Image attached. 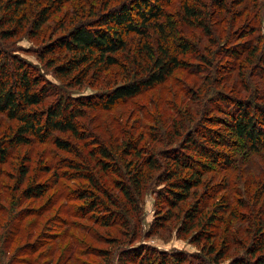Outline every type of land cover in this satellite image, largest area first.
Returning <instances> with one entry per match:
<instances>
[{
    "label": "rangeland",
    "instance_id": "374dc122",
    "mask_svg": "<svg viewBox=\"0 0 264 264\" xmlns=\"http://www.w3.org/2000/svg\"><path fill=\"white\" fill-rule=\"evenodd\" d=\"M61 1L62 14L60 10L54 13L40 34L22 29L12 38V47L38 71L45 84L60 88L72 99L99 103L121 80L120 75H116L117 80L112 79L118 74V65L123 61L130 66L124 61L128 60L126 51L116 53L119 64L112 65L109 71L88 68L81 82V76H75L78 70L67 76L58 73L48 56H42L41 47L58 34L50 33L48 26L53 27L60 16L75 15L70 11L74 0ZM87 1L93 10L99 8L100 0ZM185 1L170 0L165 9L176 14ZM200 1L189 0L195 5ZM39 2L44 4L46 0ZM227 2L229 11H220L230 22L233 33L229 39L222 38L229 25L225 21L213 22L214 19L209 28L215 29L219 48L205 35L199 39L197 35L191 37L207 58L211 59L209 52L217 50L214 58L219 62L218 72L209 62L189 56L190 64L175 71L162 86L127 98L110 109L100 105L84 107L83 116L77 119L83 130L81 137L68 131L52 134L77 146L86 158L93 146L105 143L113 145L114 151L125 139L132 138L139 151L129 153L127 160L135 162L141 156H154L158 164L156 168L144 165L139 187L130 179L132 173L127 172L124 163L119 174L102 173L89 156L87 160L83 156L84 163L74 168V155L52 139L30 137L29 142L10 147L7 160L0 164V264H140L139 259H133L137 253L151 256L153 261L173 260L181 255L190 264H229L235 256L246 255L255 236V223L264 222V149L252 153L233 140L211 147L210 155L204 157L180 145L177 149L190 158L201 180L183 198H178L177 189L166 179L174 166L171 148L176 146L180 132L190 129L187 126L194 123V116L198 117L200 112L196 108L203 110L204 116L209 113L224 117L226 114L219 112L217 105L226 103L216 101L214 90L236 98L246 96L238 82L234 84L236 89H231L232 84L212 83V72L216 76L227 74L234 83L235 75L243 72L244 76L255 64L254 58L249 62L246 59L251 47L259 44V52L264 55V10L254 23L246 16L245 7L250 6L251 10L252 5L249 0ZM89 11L87 7V16H91ZM184 26L190 31L198 30L188 23ZM137 38L134 36L131 43ZM231 49L237 54L228 55ZM224 69L228 72L224 73ZM203 93L205 99L200 95ZM182 121L186 126L179 131ZM199 123L216 131L214 136L218 139L220 134H228L219 121L210 125L202 118ZM18 124L16 119L0 112V136L13 134ZM150 151L153 153L148 156ZM113 161L120 165L116 158ZM91 172L99 181L100 190L87 178ZM117 178L129 184L131 197L126 198L116 187L112 180ZM32 183L43 184L44 193L32 196L23 192ZM80 193L86 197H80ZM194 208L198 219H190ZM106 216L108 220L103 221Z\"/></svg>",
    "mask_w": 264,
    "mask_h": 264
},
{
    "label": "trees",
    "instance_id": "16d2710c",
    "mask_svg": "<svg viewBox=\"0 0 264 264\" xmlns=\"http://www.w3.org/2000/svg\"><path fill=\"white\" fill-rule=\"evenodd\" d=\"M60 1L46 0L42 4L39 0H29V2L0 0V112L19 122L13 134L0 136V164L7 160L10 147L29 142L30 137H38L41 140L52 139L60 148L70 151L76 159L72 166L80 168V165L84 163L81 159L84 154L63 137L52 135L54 131H68L74 137H81L83 130L77 119L83 116L84 107L100 105L103 109H110L127 98L162 86L175 71L186 68L190 64L187 58L189 56L209 62L210 67L218 72L219 62L214 58L217 50L209 52L211 58L209 59L200 53L198 45L191 39L196 35L198 39L205 35L209 41L217 45L219 40L215 36V29L209 28L212 19H214L213 22L225 21L229 25L228 29L223 30L222 38L229 39L233 33L230 22L225 20V13L229 11L230 5L228 0H201L199 5L186 0L176 14L165 9L170 0H100L99 8L95 10L87 0H74V8L70 11L75 15L69 18L60 16L53 27L48 26L50 33L58 34L42 45V56H48L50 64L54 65L56 71L62 75L67 76L78 70L75 76H81L80 82L89 69L109 71L112 65H118L117 52L126 51L125 57L128 60L124 61L130 66L127 67L123 61L118 65L120 66L118 74L111 78L117 80L116 75L118 77L120 75L121 80L115 88L102 96L99 103L72 99L60 88L45 84L38 71L14 52L15 47H12L14 45L12 38L22 29L25 28L26 32L30 30L35 35L40 34L54 13L60 10L62 14L63 3L61 1L59 4ZM249 1L252 5L251 10H249L250 6L245 7L248 10L246 16L247 19L250 18L249 20L256 23L264 10V0L261 3L258 0ZM84 4L87 6L85 7ZM37 5L40 7L36 8ZM87 7L90 9L91 16H87ZM220 10H224L225 13L221 14ZM186 23L197 27L199 31L194 28H191L192 31L188 30L184 26ZM134 36L138 38L131 43ZM216 47L219 48V45ZM259 50H261L259 44L248 50L246 59L249 62V59L254 58L252 63L255 64L244 76H242L243 72L235 75L234 83L228 80L227 74L220 73L216 76L217 73L212 72L215 75L210 78L212 83L222 86L232 84V89L238 82L243 87L241 91L246 92V96L236 98L217 89L214 90L213 95H216V101L226 103L224 106L217 105V110L226 114L224 117L209 116V113L204 116L203 110L196 108V111L200 112L198 117L194 116V123L187 126L191 127L190 129L185 133L180 132L176 146L170 151L174 166L169 171L172 172L171 176L166 179L169 183H173L172 187L177 189V192L173 191L176 197L183 198V195L188 194L190 189L201 180L196 166L190 163V158L181 149H177L178 146L182 145L183 149L195 151L204 157L210 155L211 147L227 145L226 143L233 140L252 153L264 149V66H262L264 55ZM233 54H237L235 49L228 51V55ZM84 70L86 72L81 75ZM223 72L227 73L228 69H224ZM200 95L205 99L204 93ZM212 101L209 102L212 103ZM230 105H233V108ZM202 118L210 125L219 121L228 134H220L221 139L216 138L214 136L216 131L199 123ZM185 126L183 121L180 122L178 130ZM132 140V138L125 139L118 146L119 148L115 147L118 149L114 151L111 148L113 145L98 144L96 147L93 146L91 151L89 150L90 153H87V158L84 156V159L93 160L102 173L119 174L124 163L127 172L132 173L130 179L134 180L139 187L144 176V165L156 168L158 164L154 156L152 158L141 156L135 162L131 159L127 160L126 156L129 153L139 151L137 144H134ZM149 153L148 156L153 152ZM114 158L120 162V165L113 161ZM210 160L209 162L213 164L214 161ZM179 168L187 171L180 172ZM133 170L135 171L132 172ZM79 171L88 173L86 170ZM87 178L93 187L101 189L99 181H96L92 172ZM112 181L126 198L131 197L129 184L118 178ZM44 190L43 184L32 183L23 192L35 196L43 194ZM80 197L86 196L80 193ZM196 212L197 208H194L190 219L199 218ZM213 215L216 214L211 216ZM107 220L106 216L103 221ZM255 227V236L246 248V255L235 256L229 264H264V222L257 221ZM133 259L135 262L139 259L140 264H185L186 261L190 264L181 255H176L173 260L158 258L153 261L151 256L137 253Z\"/></svg>",
    "mask_w": 264,
    "mask_h": 264
}]
</instances>
